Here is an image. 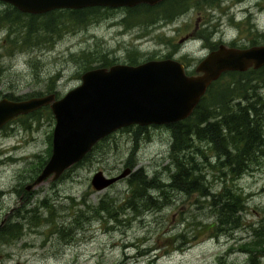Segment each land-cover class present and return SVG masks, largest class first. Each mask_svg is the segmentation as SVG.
Masks as SVG:
<instances>
[{
    "label": "rangeland",
    "instance_id": "obj_1",
    "mask_svg": "<svg viewBox=\"0 0 264 264\" xmlns=\"http://www.w3.org/2000/svg\"><path fill=\"white\" fill-rule=\"evenodd\" d=\"M6 8L0 4V10ZM76 14L85 13L54 16L53 30L39 29L38 40L17 37L23 25L14 31V22L0 16V98L50 92L59 97L79 83L85 69L140 61L158 45L148 36L131 39L110 25L113 18L106 14L119 12L98 9L81 19ZM257 90L264 95V87ZM209 99L210 93L204 103ZM53 124L44 105L0 127V230L13 221L20 226L16 237L0 238V264H264V243L253 229L264 230V150L234 179L223 174L224 184L242 199L233 224L220 220L209 205L211 196L197 192L164 186L149 191L154 202L132 198L127 188L132 172L140 168L147 177L167 181L174 169L164 124L115 129L56 178L26 189L50 154ZM187 154V171L203 175L210 192L221 191L218 166L206 162L215 163L208 144L195 140ZM124 167L130 168L124 177L99 190L91 187L96 170L114 175Z\"/></svg>",
    "mask_w": 264,
    "mask_h": 264
},
{
    "label": "water",
    "instance_id": "obj_2",
    "mask_svg": "<svg viewBox=\"0 0 264 264\" xmlns=\"http://www.w3.org/2000/svg\"><path fill=\"white\" fill-rule=\"evenodd\" d=\"M156 0H0L22 13L40 14L54 9L91 6H131ZM264 64V44L244 50L219 48L196 67L198 75H185L181 64L169 58L134 65L114 63L82 71L79 83L61 96L52 92L24 99L0 98V127L16 115L47 105L53 115L50 154L25 188L56 178L80 160L111 131L130 124H166L186 117L207 85L223 70H244ZM124 167L114 175L96 170L92 188L102 189L124 177ZM15 264H23L16 261Z\"/></svg>",
    "mask_w": 264,
    "mask_h": 264
},
{
    "label": "trees",
    "instance_id": "obj_3",
    "mask_svg": "<svg viewBox=\"0 0 264 264\" xmlns=\"http://www.w3.org/2000/svg\"><path fill=\"white\" fill-rule=\"evenodd\" d=\"M80 10L76 9L75 12L89 14L97 12L98 7ZM7 11L12 14L3 19L14 22V31H24L17 37H34L36 40L39 38V29L53 30L50 21L54 16L56 20L60 15L68 18L74 16L70 10H66L70 14H25L11 6ZM85 14H76V17L81 19ZM19 24L23 25L22 30L18 29ZM222 74L227 76L226 80H219ZM260 87H264V66L240 71L225 70L218 78L212 80L188 116L164 124L170 132L169 158L174 167L168 180L159 181V177L155 178L154 175L147 177L138 168L127 178V188L132 198L154 202L155 199L149 191L164 186L188 193L197 192L198 195L211 196L209 205L215 206L221 221L230 219V223L237 222L234 214L242 207V199L240 193H235L224 184L227 178L223 174L228 173L230 175L227 176L234 179L246 169L252 158L264 150V95L257 90ZM208 93L210 99L208 103H204L203 98ZM142 126H136V129H141ZM123 127L127 129L129 125ZM195 140L205 141L211 148L215 163H211L205 156L203 158H206L208 164L218 166L220 178L217 179L222 185L221 191L210 192L207 184L203 182V175H192L196 170L187 171V150ZM189 158L193 160L191 156ZM43 162H40V165ZM97 204L100 202L97 201ZM130 205H133V202ZM15 222L3 225L0 230L1 239L17 236L20 226L17 227ZM253 229L264 243L263 228L259 231L255 227Z\"/></svg>",
    "mask_w": 264,
    "mask_h": 264
},
{
    "label": "flooded vegetation",
    "instance_id": "obj_4",
    "mask_svg": "<svg viewBox=\"0 0 264 264\" xmlns=\"http://www.w3.org/2000/svg\"><path fill=\"white\" fill-rule=\"evenodd\" d=\"M0 4L7 6L6 10H0V16L12 14L7 11L11 5ZM94 7L119 12L117 16H106L111 15L110 25H118L120 33L126 32L131 39L148 36L152 45L158 44L146 51L140 61L115 63L134 65L150 59L169 58L181 64L185 75H198L196 67L212 51L219 48L244 50L264 44V0H156L131 6ZM59 10L76 13V9H55L40 14ZM165 35L171 36V40Z\"/></svg>",
    "mask_w": 264,
    "mask_h": 264
}]
</instances>
